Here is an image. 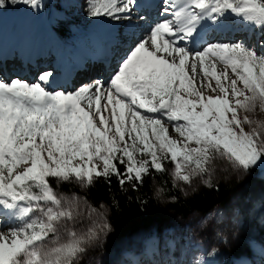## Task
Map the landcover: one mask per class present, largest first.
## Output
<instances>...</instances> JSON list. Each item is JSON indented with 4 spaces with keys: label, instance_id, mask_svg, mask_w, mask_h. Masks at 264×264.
<instances>
[{
    "label": "snow or ice",
    "instance_id": "6c2138e0",
    "mask_svg": "<svg viewBox=\"0 0 264 264\" xmlns=\"http://www.w3.org/2000/svg\"><path fill=\"white\" fill-rule=\"evenodd\" d=\"M20 4L39 10L42 0H0V12ZM154 6L149 23L135 15L138 0H87L91 18L148 25L107 81L69 91L53 87L52 71L34 82L0 77V264H82L106 243L107 206L61 185L115 179L138 190L166 174L185 191L196 180L214 188L218 172L264 166V122L249 115L264 111V43L202 33L235 19L264 34V0Z\"/></svg>",
    "mask_w": 264,
    "mask_h": 264
},
{
    "label": "rangeland",
    "instance_id": "374dc122",
    "mask_svg": "<svg viewBox=\"0 0 264 264\" xmlns=\"http://www.w3.org/2000/svg\"><path fill=\"white\" fill-rule=\"evenodd\" d=\"M46 1L51 5L45 11L39 9L42 12V18L46 19L48 13H53L57 18L52 20L51 23H56L57 19H63L69 14L65 12L64 7L66 4L62 0L57 7L52 5L56 4L54 0ZM73 2L75 5H73L74 7L70 15L74 17L77 24L71 29L72 35L74 32L86 27L94 19L87 14V0H73ZM25 9L27 10V8ZM17 10L22 12L15 13L14 11L13 16L22 17L24 11L23 5H18ZM28 10H30L29 6ZM38 14L40 15V13ZM154 17L157 18L156 13ZM152 19L154 18H150L149 23H151ZM0 23L2 22L0 21ZM121 23L119 22V24ZM78 25H81L80 29L77 27ZM238 26V29L241 27L245 29L246 34L245 36H241L240 34V38L234 42H243L257 48L260 43H264V34L258 30H254L250 25L243 23H239ZM16 28L10 32L6 31L1 38L0 43H3V47L0 49V52L4 48L12 46V43H8L7 37H14L11 33ZM122 28H119V30ZM226 37L227 34H224V37L221 38L218 35L215 40L233 42L226 40ZM68 42L63 43L64 48H67L66 52L69 50L67 46ZM63 44H61V47ZM48 45L46 43V46ZM124 47L122 49L127 52L128 49L126 50ZM125 53H123L118 63H114L109 77L117 69L121 60L125 57ZM44 70L46 69L39 71L38 74ZM15 77L20 78L17 75ZM92 78L103 80L98 75L94 77V74ZM34 81H36V78L31 82ZM85 83L86 78L77 81L72 87L63 88L71 91L80 84ZM249 115L253 119L264 122V111L257 109L256 113ZM230 176L235 175L218 172L213 182L229 178ZM238 178L245 184L226 206L216 208L206 215L193 214L186 220L176 218L168 227L163 228L160 232H150V238L154 237L155 239V248L147 244L148 233H140L116 245L111 246L107 242L104 243L102 247L90 251L82 264H126L128 259L133 264H178V262L186 260V253L192 246H194V254H191V258H189L187 264H196L197 261H200L201 264H264V166L254 169L250 175ZM199 185H203L199 180L194 181L193 187L182 185L185 189L182 192L188 193ZM86 223L87 221H85ZM246 248L249 249L248 253L244 251L239 252V250ZM214 250L215 254H210ZM194 256H196V262H193Z\"/></svg>",
    "mask_w": 264,
    "mask_h": 264
},
{
    "label": "bare ground",
    "instance_id": "6f19581e",
    "mask_svg": "<svg viewBox=\"0 0 264 264\" xmlns=\"http://www.w3.org/2000/svg\"><path fill=\"white\" fill-rule=\"evenodd\" d=\"M150 1L155 3V0H138L140 8L135 15L144 14L154 18L151 21L157 19L154 17L156 13L155 6L152 8L147 6ZM62 2L75 5L73 0H62ZM50 5L46 0H42L40 9L45 11ZM52 5L58 6V4ZM29 9L28 6L23 5L22 17L13 16L14 11L15 13L22 12L17 9L6 12V14H3V11L0 12V21L2 22L0 23V40L6 31H9L10 28L13 31L18 26L17 30L11 33L15 39L12 36L7 37L8 43H12V46L10 45V47H6L0 52L1 77L5 80L14 79L17 75L20 79L31 82L33 79H37L38 72L45 67H50L51 69H47V71L53 72V68H57L62 63V70L56 74L53 87H72L77 81L85 78L86 83H89L96 80L92 78L93 74L94 77L98 75V77L107 81L114 63H118L123 53L126 52L122 49L123 46L126 50L128 49V52L148 27V25H141L135 19L131 22L123 21L121 24L103 18L93 19L86 27L74 32L70 36L72 38L69 37L70 40L67 41L69 50L66 52L67 48H64V44L62 47L60 45L58 47L52 46L49 40L54 41V38L50 39L51 36L48 37L45 33L46 28L51 26L53 29L51 21L55 20L57 16L48 13L47 18L44 19L38 14L40 13L39 10L30 7ZM36 15L38 19H33ZM40 23L44 24L45 28L43 29L45 31L39 28ZM239 23L242 24L238 20L233 21V19H230L222 26L205 25L202 29L204 39L215 40L218 35L221 38L224 37V34H227L228 38L226 37V40L237 41L240 34L241 36L246 34L245 29H242V27L238 29ZM77 27L80 29L81 25ZM119 28L122 29L119 30ZM46 43L49 45L46 46ZM2 47L3 43H0V49ZM56 49L67 53L65 59L55 54L54 50ZM54 57L57 58L56 61ZM104 60L107 62H104Z\"/></svg>",
    "mask_w": 264,
    "mask_h": 264
},
{
    "label": "trees",
    "instance_id": "16d2710c",
    "mask_svg": "<svg viewBox=\"0 0 264 264\" xmlns=\"http://www.w3.org/2000/svg\"><path fill=\"white\" fill-rule=\"evenodd\" d=\"M60 1L54 0L57 4ZM11 7H18V5ZM76 24L74 17L67 14V18L57 21L55 32L62 39H66ZM165 179L168 181L166 185L163 183ZM213 184L214 188L199 185L194 190L185 193L178 187H172L171 178L165 174L163 178L161 175H157L155 180L146 179L138 190L126 187L122 191L118 182L113 179L111 184L100 180L94 186L85 189L76 185L64 184L57 191L75 192L86 197L87 201L94 206L99 207L100 204L107 206L108 220L113 231L106 242L111 246L137 234L148 233L147 244L155 248V239L153 236L150 238V232H160L176 218L186 220L193 214L206 215L216 208L226 206L245 183L236 176H230L213 182ZM161 186L166 188V192L161 198H158L156 189ZM193 249L194 246L187 251L186 260L178 262V264H187L191 254H194ZM243 251L248 253L249 249L239 250V252ZM196 260V256H194L193 262ZM126 264L133 263L128 259Z\"/></svg>",
    "mask_w": 264,
    "mask_h": 264
}]
</instances>
